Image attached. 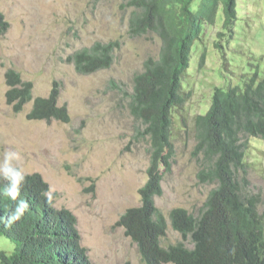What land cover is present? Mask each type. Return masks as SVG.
I'll list each match as a JSON object with an SVG mask.
<instances>
[{"label":"rangeland","instance_id":"obj_1","mask_svg":"<svg viewBox=\"0 0 264 264\" xmlns=\"http://www.w3.org/2000/svg\"><path fill=\"white\" fill-rule=\"evenodd\" d=\"M129 1L0 0V13L10 25L0 35V154L5 149L19 151L25 172L42 175L55 193L54 205L75 215L80 243L91 264H142L135 243L116 221L127 208L139 204L138 189L146 180L149 162V139L140 133L143 126L128 109L132 79L148 56H157L161 43L154 33H129ZM236 10L233 35L228 31L222 40L228 38L224 44L228 70L209 45L224 31L219 9L215 23L203 25L197 43L207 47L203 65L198 67L197 50L184 76V90L190 91L183 112L187 126L173 129L172 170L163 179V194L155 198L166 216L175 207L197 214L213 186L197 177L201 165L199 156L193 155V115L206 110L215 86H242L255 71L264 77V0H236ZM97 41L119 43L112 65L92 74L77 72L68 57ZM7 68L32 82L33 98L46 96L56 81L57 103L66 106L70 121L26 119L32 101L15 113L5 100ZM246 140L241 185L261 197L262 212L264 139ZM178 240L180 234L169 226L162 244ZM0 251H15L5 235L0 236Z\"/></svg>","mask_w":264,"mask_h":264},{"label":"trees","instance_id":"obj_2","mask_svg":"<svg viewBox=\"0 0 264 264\" xmlns=\"http://www.w3.org/2000/svg\"><path fill=\"white\" fill-rule=\"evenodd\" d=\"M128 7L132 8L129 33H154L161 44L157 56H148L132 79L128 109L142 124L140 133L149 139V162L146 180L138 189L139 204L127 208L116 225L135 243L142 264H264V209H258L262 199L241 185V179L245 180L246 139H264V77L258 71L242 86H215L206 110L192 117L193 155L199 156L201 165L197 177L213 185L198 213L175 207L166 216L155 204L174 162L173 129L175 125L187 126L183 112L190 91L184 90V76L194 64L193 53L200 50L198 67L206 59L207 47L197 44L203 25H213L221 9L224 31L209 45L228 70L224 46L228 38L222 40L228 31L233 35L236 0H130ZM9 26L0 13V35ZM118 46L117 41H97L68 60L77 72L92 74L112 65ZM4 78L8 87L5 100L15 113L32 101L26 119L70 121L66 106L57 103L56 81L46 96L33 98L32 82L22 80L15 69L7 68ZM4 184L0 181V188ZM47 192L49 185L39 172L27 173L21 195L29 201V210L10 227L0 223V236L5 235L15 246L12 254L0 251V264H91L87 249L80 243L75 215L56 207L54 198L49 202ZM12 207L9 198L0 196V216H6ZM169 226L181 240L164 245L162 239Z\"/></svg>","mask_w":264,"mask_h":264},{"label":"clouds","instance_id":"obj_3","mask_svg":"<svg viewBox=\"0 0 264 264\" xmlns=\"http://www.w3.org/2000/svg\"><path fill=\"white\" fill-rule=\"evenodd\" d=\"M23 156L19 151L5 149L0 154V181H4V187L0 188V196H6L14 207L7 209L6 216H0V223L10 227L13 223L22 219L29 210V201L21 195L26 183L27 173L20 166ZM47 200H52L51 191L45 193Z\"/></svg>","mask_w":264,"mask_h":264}]
</instances>
